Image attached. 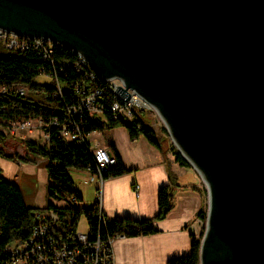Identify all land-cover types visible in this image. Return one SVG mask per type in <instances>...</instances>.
I'll use <instances>...</instances> for the list:
<instances>
[{
  "label": "water",
  "instance_id": "95a60500",
  "mask_svg": "<svg viewBox=\"0 0 264 264\" xmlns=\"http://www.w3.org/2000/svg\"><path fill=\"white\" fill-rule=\"evenodd\" d=\"M155 107L208 193L198 264H264V0H0Z\"/></svg>",
  "mask_w": 264,
  "mask_h": 264
},
{
  "label": "trees",
  "instance_id": "16d2710c",
  "mask_svg": "<svg viewBox=\"0 0 264 264\" xmlns=\"http://www.w3.org/2000/svg\"><path fill=\"white\" fill-rule=\"evenodd\" d=\"M56 47V46H55ZM2 48V47H0ZM76 55L66 49H56L53 64L41 58L33 51H8L0 53V84L23 83L28 87L26 94L1 93L0 118L13 120L42 117L49 120L53 116L62 119L66 113L65 106L76 103L79 99L91 93L97 85L103 83L99 77L86 78L77 72L67 61H74ZM41 70L43 72H41ZM42 76L41 79H38ZM77 88L79 90L77 91ZM4 106L5 109H1ZM148 110H138L132 116L113 115L109 108L91 116L84 114V131H103L117 126H123L131 139L142 135L157 148L166 159L169 182L161 185L157 191L158 209L152 216L137 217L129 214L108 216L101 210L96 197L90 206H82V194L76 187L72 177L67 172L68 167L92 170L91 155L84 144L62 137L57 128H47L50 132L49 140L42 143L35 138L19 136L0 128V156L30 162L28 154H18L15 148L6 151L4 142L9 138L19 140L26 150L35 156L46 158L47 196L55 199H65V203L57 204L47 201L43 207H29L25 204L19 186L5 177L0 171V264L6 259V247L15 239L26 238L38 222V215L53 212L57 215L53 224L52 217H44L53 226L56 237L72 239L80 215L86 218L88 236L92 239L106 240L108 237H131L149 235L160 231L157 221L163 219L174 206V189L186 183H180L179 175L171 170L167 153L173 155V160L180 166L189 168L190 163L168 143L166 136L158 134L155 129L143 120ZM165 131L166 128L164 127ZM88 139V136H87ZM110 151L116 156V163L110 165L104 172V178L115 177L128 173L132 168L123 164L114 144L110 142ZM192 190L202 192L194 184L188 185ZM74 197L72 202L69 197ZM196 217L202 221L198 235L190 232V249L187 254L169 257L165 264H198L200 238L203 234L205 222L204 207L198 208Z\"/></svg>",
  "mask_w": 264,
  "mask_h": 264
},
{
  "label": "built area",
  "instance_id": "2783aa9c",
  "mask_svg": "<svg viewBox=\"0 0 264 264\" xmlns=\"http://www.w3.org/2000/svg\"><path fill=\"white\" fill-rule=\"evenodd\" d=\"M56 46V47H55ZM0 47L12 51H33L41 58L53 64L54 52L56 49H66L73 52L76 57L74 61H67V65H72L80 75L86 78L95 79L99 77L103 83L97 85L95 89L79 99L76 103L65 106V115L62 119L53 116L49 120L42 117H30L28 119L13 120L11 118H0V128L16 133L19 136H26L34 131L37 137L41 138L42 143L49 140L50 132L47 128L54 126L60 136L75 140L84 144L91 155L93 169L90 170L89 181L96 184V197L100 202L101 189L105 180L103 172L116 163V156L105 146L90 144L87 136L90 133L84 131V114L91 116L101 112L104 108H109L115 117H131L133 112L138 110L151 111L155 109L145 98L135 93L131 88L127 89L130 94L128 99L123 100L114 91L117 86L124 88L125 85L121 78L112 77L103 79L87 62V60L77 51L69 50L62 44L50 38L30 36L20 34L13 30L0 28ZM41 72H43L41 70ZM79 88H77V91ZM26 94L28 87L23 83L0 84L1 93ZM1 109H5L1 106ZM8 131V130H7ZM33 138V137H32ZM137 192L138 184L134 185ZM75 198L69 197L72 202ZM50 216L55 223L57 215L53 212L49 214H39L38 222L33 227L31 233L26 238L15 239L6 247L7 255L3 264H114V253L112 250L113 238L106 240L99 238L92 239L88 232H75L72 239L56 237L53 234V226L43 220Z\"/></svg>",
  "mask_w": 264,
  "mask_h": 264
},
{
  "label": "crops",
  "instance_id": "0c3cea01",
  "mask_svg": "<svg viewBox=\"0 0 264 264\" xmlns=\"http://www.w3.org/2000/svg\"><path fill=\"white\" fill-rule=\"evenodd\" d=\"M93 132L103 133L102 137L91 139L90 135ZM93 132L88 135L90 144L97 143L111 149L112 142L123 164L132 168L128 173L105 178L100 196L102 212L108 216L129 214L145 217L155 214L158 209V188L169 182L163 154L142 135L131 139L122 126ZM17 144L20 145L22 154H28L31 161L25 162L27 169L19 166L16 175L11 177L3 175L19 186L27 206L36 207L39 206L35 200L36 170L37 167H45L47 159L26 153L21 142L18 141ZM167 157L171 170L179 175V178L184 176L186 167L176 163L172 154H167ZM14 160L20 163V160ZM192 176L195 177L194 174ZM135 184H138L137 192L134 189ZM174 193L173 208L163 219L157 221L159 232L131 237L121 236L112 240L114 264H165L169 257L186 253L190 249L189 234L190 232L197 234L202 224L196 217L202 199L200 194L188 185L175 188Z\"/></svg>",
  "mask_w": 264,
  "mask_h": 264
},
{
  "label": "rangeland",
  "instance_id": "374dc122",
  "mask_svg": "<svg viewBox=\"0 0 264 264\" xmlns=\"http://www.w3.org/2000/svg\"><path fill=\"white\" fill-rule=\"evenodd\" d=\"M8 51H12V50L0 48V53H6ZM41 78H42V76L38 77V79H41ZM142 117H143V120L147 124L151 125L158 134L166 136L168 143L170 145H172L175 150H178V147L176 146L172 137L170 136L168 129L163 124L162 120L160 119L159 113L156 111V109L148 111ZM164 127L166 128L165 131L163 130ZM10 128H11V126L9 128H7L9 134L13 133V132L9 131ZM14 134H16V133H14ZM102 134L103 133H101V132L100 133L93 132V133H91L90 138L91 139H93L95 137L101 138ZM29 135H30L29 137H33L39 141L42 140L41 138L37 137L36 131H34L33 133H30ZM18 141L19 140L15 139V138L9 137L4 142L5 150L8 151V150L12 149V147H13L16 149L18 154H22L21 147L19 144H17ZM167 154H171V153L168 152ZM19 162L21 164L20 163L18 164V162L15 161L14 159H9V158H5V157L0 156V171H1V173L7 177H11V176L17 174L16 170L18 169L19 166L22 169H27V164L25 162H22V161H19ZM67 172L72 177L76 187L79 189V191L82 194L83 199H82V201H77V204L82 205V206H90L96 198V191H95L96 184L93 181H89V173L90 172L88 170L79 169V168H75V167H68ZM36 173H37V175H36L37 188H36V193H35V200H36V203H38L37 205H39L36 207L45 206L47 201H52L53 203H57L60 205L65 203V199H55V198L47 196L46 187H47L48 177H47L46 168L45 167H37ZM193 174L195 175V177L192 176ZM179 181H180V183H186L187 185L194 183L199 188V190L202 191V192H198V191L197 192L200 194L201 199H202L200 207L202 206L205 209V222H206L208 193H207L206 184H205V181H204L202 175L199 173V171L192 164H190V167L186 168V174H184V176L179 178ZM205 222H204V226H205ZM204 229H205V227H204ZM204 229H203V233H204ZM200 230H202V229H200ZM79 231H82V232L88 231V225L86 222V218L83 215H80L77 226H76V232H79ZM198 233L196 235H198ZM202 236H203V234H202ZM202 236H201V238H202ZM201 238H200V240H201ZM188 252H189V250L183 254H187ZM183 254H180V255H183Z\"/></svg>",
  "mask_w": 264,
  "mask_h": 264
}]
</instances>
